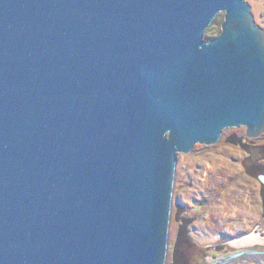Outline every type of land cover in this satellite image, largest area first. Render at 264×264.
Listing matches in <instances>:
<instances>
[{"label": "water", "instance_id": "1", "mask_svg": "<svg viewBox=\"0 0 264 264\" xmlns=\"http://www.w3.org/2000/svg\"><path fill=\"white\" fill-rule=\"evenodd\" d=\"M239 127L264 134L249 2L0 0V264H168L178 155Z\"/></svg>", "mask_w": 264, "mask_h": 264}, {"label": "rangeland", "instance_id": "2", "mask_svg": "<svg viewBox=\"0 0 264 264\" xmlns=\"http://www.w3.org/2000/svg\"><path fill=\"white\" fill-rule=\"evenodd\" d=\"M245 1L251 4L256 22L264 28V0ZM224 15L225 12L219 13L211 26L206 30L205 38L207 40H209V37H216L220 34ZM245 131V127L228 128L224 130L218 144L212 146L197 144L192 152L178 155L168 252L170 261L172 258H175V261L179 259L182 263L189 264L194 258L193 255L195 253H204L203 251L207 244L210 243V240L197 238L199 236L195 237L197 241H194L193 244L189 238L182 245H178L177 243L176 246L174 244L178 240L176 236L180 238H186L188 236L186 227H191L193 222L200 225L201 216H210L209 213H212L211 210H213L215 218H218V216L223 217L224 222L229 225L230 223L238 222L239 215L245 210L243 205H249L246 201L244 203V200L240 199L239 194L242 190L238 189L239 166L235 162L242 154L239 143L244 138L253 141L260 140L261 144L253 149L255 151L254 153H256L253 155H258V153L264 154V134L261 138H249L245 135ZM218 173L223 175L221 179L217 177ZM227 178H230L229 181H226ZM224 188L225 190L223 192ZM182 195L189 204L192 196L197 202L204 200H209L210 202L206 204L201 203L200 205H204V207L201 208L199 213H189L190 216L188 214V218H183L184 226L177 232L176 220L179 215L176 212L177 205L175 200ZM229 198L230 200H228ZM191 216L193 217L191 218ZM208 222H212L211 216L207 217V219L204 218L202 224L207 225ZM233 224L231 225H237L236 223ZM173 254L175 256H172Z\"/></svg>", "mask_w": 264, "mask_h": 264}, {"label": "flooded vegetation", "instance_id": "3", "mask_svg": "<svg viewBox=\"0 0 264 264\" xmlns=\"http://www.w3.org/2000/svg\"><path fill=\"white\" fill-rule=\"evenodd\" d=\"M260 144V140L253 141L246 140L245 138L239 143L242 154L235 162L239 166L238 189L242 190L239 194L240 199L244 200V203L246 201L249 205H243L245 210L239 215V221L233 222L237 225L232 226L231 224L233 223L227 225L223 217L218 216V218H215L214 211L211 210L212 213H209V215L212 218V222H208L207 225L202 224L203 219H207L210 216H201L200 225L193 222L191 227H186V233L188 235L186 238L176 236L178 240L176 241L174 239L176 246L177 243L178 245H182L187 238H189L192 244L194 241H197V238L210 240V243L207 244L203 251L204 253H195L193 255L194 258L189 264H264V181L261 179V177H264V154L258 153V155H253L256 154L253 149ZM221 176L223 175L217 174V177L220 179ZM229 179L227 178L226 181H229ZM224 190L225 188L223 192ZM175 202L178 207V209L176 207V212L179 215L176 220L178 232L184 226L183 218H188L187 215L189 213H199L201 208L204 207V205L202 206L200 204H206L210 201L204 200L197 202L192 196L189 204L182 195L177 197ZM196 236L199 237L195 239ZM175 255L173 254L172 256ZM228 257H232V259L224 263L221 262L222 259ZM172 263L186 264L179 261V259L175 261V258H172L170 261L168 258V264Z\"/></svg>", "mask_w": 264, "mask_h": 264}, {"label": "trees", "instance_id": "4", "mask_svg": "<svg viewBox=\"0 0 264 264\" xmlns=\"http://www.w3.org/2000/svg\"><path fill=\"white\" fill-rule=\"evenodd\" d=\"M212 38H214V37H209V39H212Z\"/></svg>", "mask_w": 264, "mask_h": 264}]
</instances>
